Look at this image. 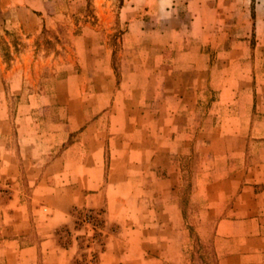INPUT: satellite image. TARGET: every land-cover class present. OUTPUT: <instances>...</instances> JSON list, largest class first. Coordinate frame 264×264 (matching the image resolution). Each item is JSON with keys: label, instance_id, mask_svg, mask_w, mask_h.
Wrapping results in <instances>:
<instances>
[{"label": "rangeland", "instance_id": "rangeland-1", "mask_svg": "<svg viewBox=\"0 0 264 264\" xmlns=\"http://www.w3.org/2000/svg\"><path fill=\"white\" fill-rule=\"evenodd\" d=\"M249 171L264 0H0V264H264Z\"/></svg>", "mask_w": 264, "mask_h": 264}, {"label": "crops", "instance_id": "crops-1", "mask_svg": "<svg viewBox=\"0 0 264 264\" xmlns=\"http://www.w3.org/2000/svg\"><path fill=\"white\" fill-rule=\"evenodd\" d=\"M247 175H248V180H247L248 185H246L243 188L244 191L252 192L257 197L264 195V189L256 187V184H258L257 183L258 181H256L255 173H251V171H249ZM249 179H252V180H249ZM234 194H236V192Z\"/></svg>", "mask_w": 264, "mask_h": 264}]
</instances>
